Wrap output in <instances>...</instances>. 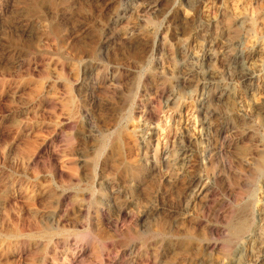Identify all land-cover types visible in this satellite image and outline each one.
Masks as SVG:
<instances>
[{
  "label": "rangeland",
  "instance_id": "374dc122",
  "mask_svg": "<svg viewBox=\"0 0 264 264\" xmlns=\"http://www.w3.org/2000/svg\"><path fill=\"white\" fill-rule=\"evenodd\" d=\"M0 264H264V0H0Z\"/></svg>",
  "mask_w": 264,
  "mask_h": 264
},
{
  "label": "bare ground",
  "instance_id": "6f19581e",
  "mask_svg": "<svg viewBox=\"0 0 264 264\" xmlns=\"http://www.w3.org/2000/svg\"><path fill=\"white\" fill-rule=\"evenodd\" d=\"M140 1H141V0H140ZM236 64H237V63H236ZM236 64H235V65H236ZM246 79H247V78H246ZM225 98H226V97H225Z\"/></svg>",
  "mask_w": 264,
  "mask_h": 264
}]
</instances>
